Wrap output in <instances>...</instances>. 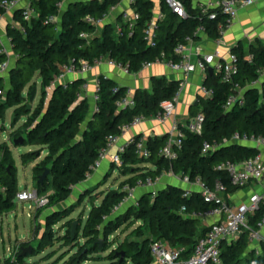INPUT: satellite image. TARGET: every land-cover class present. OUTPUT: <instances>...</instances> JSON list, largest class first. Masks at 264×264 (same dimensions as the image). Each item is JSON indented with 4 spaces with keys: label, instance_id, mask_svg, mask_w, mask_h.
Instances as JSON below:
<instances>
[{
    "label": "trees",
    "instance_id": "1",
    "mask_svg": "<svg viewBox=\"0 0 264 264\" xmlns=\"http://www.w3.org/2000/svg\"><path fill=\"white\" fill-rule=\"evenodd\" d=\"M1 1L0 14L4 12ZM67 1L31 0L37 17L29 22L22 20L20 10L14 12L19 26L8 31L12 52L16 56L14 66L8 72V89L0 76V122L5 111L10 108L12 125L20 118H25L23 124L10 132L11 144L22 136V146H41L47 151L45 157L33 168L37 192L47 197V203L38 207V211L47 212L46 229L38 241L39 250L31 256L52 246L55 241L60 242L63 248H70L66 256L59 258L60 264H84L87 261L100 262L94 264H152L150 244L153 241H164L171 248L182 247L184 255H187L207 227L202 226L198 219L181 215L179 209L182 206L188 211L208 209L209 205L203 203L199 192L191 191L189 197H184L183 188L169 185L157 190L155 195L143 193L138 197L137 205H128L125 213H120V210L113 213V209L125 198V193L121 190L124 184L133 185L136 179L148 176L156 179L170 170L179 177L187 176L190 181L198 177L209 186L220 178L228 193L240 189L232 186L227 175L218 171L216 166L227 160L243 162L259 153V149L246 144L231 143L203 154L202 144H220L230 139L234 133L264 138V88L250 85L258 80L259 70L264 69V42H254L249 47L248 54L244 53L240 45L231 50L236 55L238 65V72L232 75L231 81L221 80V76L214 71L206 73L203 86L211 89L212 94L201 98L189 111V118L199 113L203 115L202 133H191L180 126L184 137L175 160L168 161L158 156L164 139H147V145L152 152L147 159L137 158L132 148H129L122 155L121 166L110 165L111 173L116 168L122 176L128 177L120 182L118 188L101 194L103 197L98 205L95 204L92 192L83 193V198L89 196L91 208L84 219L82 215L72 217L74 208H61L58 205L66 202L73 187L82 183L91 173V166L105 146L106 138L111 134H118L122 125L136 116L149 118L159 113L160 103L177 94L180 81L153 77L149 89H136L133 92V108L117 109L115 101L124 95L126 88L100 75L98 99L94 109H90L87 98L81 91L85 82L83 78L66 81V87L61 83H54L62 67L81 59L91 64L95 58L103 55L119 65H127L131 73H136L141 70L144 62L154 61L161 53L167 58L177 60L179 56L174 53V48L177 44L184 43L186 36L195 39L198 26L204 28L208 37L220 38V26L224 25V16L208 19L199 9L192 8L188 0H181L186 9V17H178L161 1L164 17L154 19L151 0H132L131 6L138 18L131 31L121 17L117 18L116 23L120 24L121 30L116 32L115 24L107 23L97 29L86 22L87 15L102 17L114 4L113 0H93L72 2L63 9V16L59 15L58 22H48V16H58L57 4ZM222 18L223 22L219 25ZM153 19L155 46H150L145 39V29L147 23ZM248 55L252 58L251 62L247 60ZM5 60L6 54L1 52L0 45V67ZM36 76L40 79V96L35 106H32L30 95L37 87L34 81ZM239 89L243 90L244 104L223 109L228 96L238 94ZM35 155L34 152L24 153L20 155L21 162L33 160ZM14 163L7 142L0 143V213L15 206V196L19 188ZM45 168L49 169V174L41 184H37V177ZM261 215H264V204L255 215L254 221ZM60 221H63V233L54 237L51 228ZM128 221L129 226L139 223L122 241L109 239L110 235ZM73 225L75 231L72 233ZM249 246L247 231L241 233L235 241L223 244V264H246L250 259L264 264V244L261 245V256H256L253 250H249ZM25 247L26 244L18 247L13 255L0 260V264H27L25 258L29 256H21ZM105 251V256L93 255ZM104 261L107 263H103Z\"/></svg>",
    "mask_w": 264,
    "mask_h": 264
},
{
    "label": "built area",
    "instance_id": "2",
    "mask_svg": "<svg viewBox=\"0 0 264 264\" xmlns=\"http://www.w3.org/2000/svg\"><path fill=\"white\" fill-rule=\"evenodd\" d=\"M166 6L175 13L178 17H186V9L181 0H161ZM255 0H217L209 1L200 6L199 10L202 14L206 15L208 19H216L219 15L224 16V25L220 26L221 34L224 27L230 25L237 17L238 11L241 8L249 7L253 5ZM65 2L57 4L59 14L58 16H48V22H58V17L63 9ZM1 6L4 12L0 14V19L3 14L8 11L20 9L21 18L23 21L29 22L32 18L37 17L36 12L32 9L31 0H2ZM113 7H110L108 12L102 17L96 18L90 15L85 17L86 22L92 24L97 29L103 27L108 22V16ZM163 14H160L157 18H163ZM138 18V15L134 13H122V21L128 25V30L131 31L134 25V21ZM156 18V19H157ZM116 32L121 30L119 23L115 24ZM23 31V30H22ZM204 28L198 26L195 34L204 33ZM87 37V35H82ZM155 20H151L147 23L145 29V39L150 46H155ZM193 38L186 36L184 43H179L174 48V53L179 56L177 60L167 58L163 53L157 57L154 61H146L142 64L141 69H148L154 65H164L171 71L181 73L184 76L196 70L200 71L204 75L208 72V68L211 67L212 71L221 76L223 81H231L232 75L238 72V65L236 64V55L232 52L228 55L227 61L220 60V52L216 50L212 54L198 55L195 61L191 60L190 54L186 53L187 45H191ZM251 56H247V60L251 62ZM109 65L113 67L121 68L125 73H130L127 65H119L114 60L109 59L103 55L95 58L90 64L85 60H79L77 62H70L64 65L61 69V73L55 78V82L61 83L66 87V80L69 76L84 77L92 69L101 67L102 65ZM5 69L4 63L0 67V71ZM99 77V76H98ZM96 77L94 82L93 99H98V92L100 90V79ZM261 79H264V69L259 70V78L257 81L250 85L255 86ZM86 88L84 83L81 86V91ZM237 88V87H236ZM260 88H264V81L261 82ZM181 86L177 94L169 100H164L160 103L161 111L153 117L157 121H164L165 118L173 114ZM201 93L204 97H209L212 94V90L206 86H201ZM240 89L238 94H230L226 99L223 109L227 110L233 105H243L244 100L240 95ZM135 102L133 100V92L130 89H126L123 96L119 97L115 101L117 109L133 108ZM146 117L140 115L134 117L129 123L122 125L118 134H111L106 138L105 146L100 150L97 160L91 166V173L96 171L104 161H109L110 165L119 167L122 165V155L126 153L129 148H132L133 154L137 158L147 159L151 157L152 152L147 145V138L144 136H129L123 142L121 139L129 133L132 128L139 126ZM204 117L202 114H196L194 117L189 118L183 123L174 122L170 133L164 142V144L158 150V156L173 161L178 157V153L182 147V139L184 134L181 131V127L185 128L191 133L201 134L203 130ZM231 143H240L250 145L259 149V153L255 156L243 161L232 162L224 161L216 166L218 171H222L227 175L229 183L240 189L246 186L259 185L264 190V159L260 149L264 148V138L254 137L248 135H239L234 133L230 139L224 140L222 143H209L204 142L202 144V153L208 154L211 151L219 148L223 145ZM90 173V174H91ZM170 175L176 176L171 170L167 172ZM87 175V178L90 176ZM162 176V175H161ZM160 176V177H161ZM152 179L151 177L138 178L133 185L124 184L121 190L125 193L124 200L113 209V213L124 205H137L138 197L136 192L140 188H146L151 190L155 195V186L159 178ZM185 182L192 184L197 190L186 189L184 197H189L191 191H197L201 194L203 203L208 204L209 208L206 210H191L188 211L185 206L179 209V213L185 217L198 219L202 226H206L207 230L199 237L191 251V253L184 255V248L182 247H169L164 241H153L150 244V253L152 256V264H223L221 259V246L225 243H231L232 240L239 238L240 234L247 231L248 240L250 246L253 248L256 256H261V245L264 244V215H261L259 219L254 221L255 215L259 212L262 204H264V192L261 194L257 192H251L246 200L239 203H231L227 197L229 195L227 187L224 182L217 178L212 186L207 185L200 178H195L190 181L187 176L179 177ZM15 199L20 202H29L35 207H42L47 203L46 195H39L37 189L23 188L16 193ZM208 221H210L208 223ZM253 224L256 226L254 227ZM256 241V244L253 242ZM18 250V249H17ZM16 250V251H17ZM22 264V263H16ZM239 264V263H236ZM246 264H258L255 259H250Z\"/></svg>",
    "mask_w": 264,
    "mask_h": 264
},
{
    "label": "crops",
    "instance_id": "3",
    "mask_svg": "<svg viewBox=\"0 0 264 264\" xmlns=\"http://www.w3.org/2000/svg\"><path fill=\"white\" fill-rule=\"evenodd\" d=\"M114 4L110 7H113V10L110 11L108 16V22L112 24H116L117 18L121 17L122 13H134V10L131 6L132 0H113ZM153 3V16L156 19L161 11V0H151ZM189 5L192 8L199 9L201 5L209 2V1H217V0H188ZM123 22V21H122ZM223 22L220 21L219 25ZM19 26V22L14 18V12L8 11L3 14L0 19V45L1 52L6 54V60L4 62L5 69L0 71V76L2 78L3 83L5 84V88L9 86V69L14 66L16 56L12 52L11 38L9 37L8 31L15 27ZM256 41L264 42V0H255L254 4L249 7H244L239 9L238 15L236 19L228 26L224 27L220 38L212 39L208 37L205 32L199 33L195 39H193L191 45H187L186 53L190 54L191 60L195 61L198 55L204 54H212L216 50L220 52V60L227 61L228 55L231 50L236 46L240 45L244 51V53L248 54L249 47ZM103 75L108 79H111L116 83V85L130 89L134 92L136 89H149L151 87V82L153 77H165L168 80L175 79L180 81V93L178 97V102L176 104L175 110L172 115L165 118L164 121L160 122L152 118H146L139 126L132 128L127 135H125L121 141L123 142L129 136H144L148 138H159L164 139L166 141L171 127L174 122L183 123L189 118L190 109L197 105L199 100L204 97L201 93V86H203V81L205 75L200 71L196 70L194 72L189 73L184 76L181 73H176L171 71L164 65H154L148 69H141L136 73H125L119 67H113L109 65H102L101 67L92 69L88 72L84 77V83L86 84V88L82 91V95L87 98V101L90 105V109H94L95 101L93 99V91H94V82L95 78ZM80 76H69L67 80H71L73 78H77ZM261 82L257 83L255 87L260 88ZM253 86V85H252ZM38 87V85H37ZM37 87H36V95H37ZM242 91H240V95H242ZM40 96H35V101L37 103ZM12 110V108L8 109ZM25 118H20L17 123L19 126L23 124ZM11 124V129L8 131V136L6 138L7 144L11 145L9 134L14 129L18 128ZM5 142V141H3ZM2 143V142H0ZM14 145V144H13ZM11 153L14 150L16 155L20 157V154L15 149H11ZM46 151V149H45ZM262 154V159H264V148L260 149ZM47 154V153H46ZM13 156V155H12ZM146 166L153 168V166L149 164H145ZM110 167L109 161H104L101 166L90 174L88 178H86L82 183L73 187L72 192L70 194L71 197L79 198L82 196L84 191L88 189L89 185L96 184L99 179L105 176V173L108 172V168ZM179 177V175H176ZM121 182L125 180L127 176L121 175ZM175 177L168 173H163V175L159 178L156 183L155 190L166 188L169 185L175 184ZM250 188V192L246 195L242 193V189L234 193H229L227 199L231 203H239L241 201L246 200L247 196L253 191L257 192V189L261 188L259 185L246 186ZM191 190H197L196 187H189ZM262 189V188H261ZM150 191L146 188H140L136 192V196L139 197L145 192ZM264 191V190H262ZM69 199V198H68ZM68 201V200H67ZM66 201V202H67ZM100 203V202H99ZM210 221H208L209 223ZM262 233H264V229H262ZM235 241V240H232ZM249 250H253L251 246H249ZM255 253V252H254Z\"/></svg>",
    "mask_w": 264,
    "mask_h": 264
},
{
    "label": "rangeland",
    "instance_id": "4",
    "mask_svg": "<svg viewBox=\"0 0 264 264\" xmlns=\"http://www.w3.org/2000/svg\"><path fill=\"white\" fill-rule=\"evenodd\" d=\"M66 8V3L63 5V9ZM62 9V10H63ZM34 81L37 83V95H39L40 89V79L38 76L34 78ZM32 106H35L36 101L33 99L31 102ZM11 122H12V110H6L3 120L0 122V142L5 141L8 136V131L11 129ZM19 126V123L16 124ZM9 148H13L20 155L27 153V152H34L35 158L33 160H28L26 163L21 162V158L16 155V152L13 150L12 155L15 161L16 167V177H17V184L19 190L23 188L28 189H35V182L33 180V168L37 165L46 155L47 151L45 148L41 146H22V145H10ZM108 172L105 173V176L99 179V181L94 185H89L88 189L84 191V194L88 192H92L95 198V204L98 205L101 201L104 192L109 189H116L118 188L121 182V174L115 168L112 173L110 172V167L107 169ZM105 183H102L103 180L106 179ZM175 184L174 186L183 188L184 190L189 189V187H193L192 184L185 182L183 179L179 178L178 176H174ZM250 188L244 187L242 188L243 194H248L250 192ZM262 189H257V193L261 194ZM40 195V194H39ZM89 196L86 195L83 198L80 196L77 197H69L67 202H64L58 207H68L74 208V212H72V217H77L78 215H82L83 219L87 216L91 208V203L89 202ZM29 202L20 203L15 200V206H13L9 211L0 213V260H3L5 257L13 255L18 247L23 246L26 244V247L32 246V253L28 254L29 257L25 258V262L27 264H60L59 258L66 256L69 252L70 248L62 246L60 242L55 241L52 246L47 247L43 251L36 253V255L31 256L35 251L39 250L38 241L41 240L42 232L46 229V212L38 211L39 208L32 205ZM77 205V208H75ZM130 205L129 203L122 206L119 210L120 213H125V209L127 206ZM118 210V211H119ZM63 221L58 222L57 224L53 225L51 228L52 234L54 237H58L63 233L62 225ZM139 222L134 223L132 226H129L130 221L124 223L122 226L118 228V230L109 236L114 240L122 241L127 234H129L130 230L134 228ZM38 230V232H36ZM83 240H80L82 242ZM27 244H29L27 246ZM112 247H115L113 245ZM107 251L105 252H98L93 254L94 256H105ZM58 262V263H57ZM62 262V261H61ZM100 263L99 261H87L84 264H94ZM103 263H107L104 261Z\"/></svg>",
    "mask_w": 264,
    "mask_h": 264
},
{
    "label": "water",
    "instance_id": "5",
    "mask_svg": "<svg viewBox=\"0 0 264 264\" xmlns=\"http://www.w3.org/2000/svg\"><path fill=\"white\" fill-rule=\"evenodd\" d=\"M82 1H93V0H68V1L66 2V6H69L72 2H82ZM18 10H20V9H19V8H18V9H15V10H13V12L18 11ZM63 13H64V11L62 10V11L60 12V17L63 16ZM107 23H109V22H107ZM107 23H105V24H107ZM105 24H104V25H105ZM104 25H103V26H104ZM12 67H13V66H12ZM12 67H10V68H12ZM9 70H10V69H9ZM208 73H209V74L212 73V68H211V67L208 68ZM262 81H264V79H261V80H260V82H262ZM8 88H9V86H7L6 89H8ZM35 93H36V89L34 88V89L32 90V92H31V95H30V102L33 101L34 96H35ZM30 106H31V105L29 104V105H28V108H30ZM23 140H24V138L21 136V137L17 138L16 140H14L13 143H14V145H18V144L22 145ZM252 146H253V145H252ZM48 174H49V169H48V168H45L44 171H43V173L40 174V175L37 177L36 183H37V184H41V183L43 182V180L47 177ZM147 193L152 194L153 192L150 190V191H148ZM71 231H72V233L75 231V225H73ZM256 243H257L256 241L253 242V244H256ZM32 249H33L32 246H29V247H27V248H23V249H22V252H21V256L24 257V256H26V255H28V254H31V253H32Z\"/></svg>",
    "mask_w": 264,
    "mask_h": 264
}]
</instances>
